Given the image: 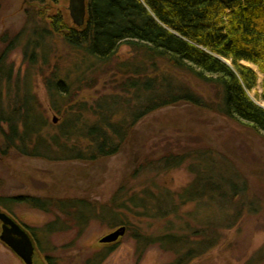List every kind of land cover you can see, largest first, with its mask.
Masks as SVG:
<instances>
[{
	"label": "rangeland",
	"instance_id": "obj_1",
	"mask_svg": "<svg viewBox=\"0 0 264 264\" xmlns=\"http://www.w3.org/2000/svg\"><path fill=\"white\" fill-rule=\"evenodd\" d=\"M62 1L65 19L73 23L69 0ZM31 6L27 0H0V71L11 72L0 83L1 100L10 82L31 92L48 124L62 128L80 114L71 141L90 153L97 149L88 137L91 128L104 125L112 133L113 122L127 133L116 153L94 160L0 155V209L34 239V264H48L47 254L60 264H84L98 249L112 245L99 240L120 226L127 232L102 264H169L188 248L196 251L188 264H264V134L224 113L219 87L129 44L120 45L108 62L86 61L84 52L30 17ZM35 39L42 48L36 49V65L30 67ZM52 72L71 86V95L53 100ZM134 78L142 84L151 81L154 88H125ZM262 79L260 74L249 94L264 105ZM168 91L193 94L200 103L183 100L159 107L129 127L132 113L143 111L140 103ZM20 196L85 200L86 217H76L77 209L44 211L8 199ZM58 217L67 228L46 234L44 227ZM137 234L163 241L142 244ZM0 264L25 263L0 240Z\"/></svg>",
	"mask_w": 264,
	"mask_h": 264
},
{
	"label": "trees",
	"instance_id": "obj_2",
	"mask_svg": "<svg viewBox=\"0 0 264 264\" xmlns=\"http://www.w3.org/2000/svg\"><path fill=\"white\" fill-rule=\"evenodd\" d=\"M27 1L32 5L29 16L41 19L49 28H45L47 32L61 36L80 54L84 52L86 61L92 57L93 61L108 62L120 45L129 44L147 52L150 58H162L172 67L219 87L224 113L264 134V105L255 102L249 94L258 86L261 74L262 92L259 97L264 103V0H87V15L82 26L65 19L62 0ZM35 42L33 55L29 57L30 67L36 65L35 51L42 46L39 40L35 39ZM31 45L28 40L26 49ZM42 56L44 64H47V56ZM246 63L255 65L258 71ZM1 72L0 83L11 76V72ZM45 72L42 74L48 80ZM55 77L53 73L49 81L56 93L53 94V100L71 95V86ZM130 80L125 88L147 91L154 88L151 81L142 84L141 80ZM1 96L0 92V155L3 157L26 156L54 162L94 160L97 156L116 153L127 134L124 127L113 122L112 133L104 125L91 128L88 137L97 149L90 153L88 149L84 151L78 148L79 142L71 141L78 131L80 114L61 128L48 124L34 107L31 92L23 91L19 85L13 86L9 82L5 100H1ZM7 99L9 104L6 107ZM183 100L197 105L200 103L199 98L193 94L187 93L182 97L168 91L160 98L151 97L145 103H140L143 111L132 113L129 127L132 128L153 110ZM56 106L58 112L62 113V107ZM70 110L74 111L73 108ZM116 110V103L113 102L112 116ZM3 124L7 125L6 130ZM86 152L88 155H84ZM166 160L171 161L170 158ZM8 199L11 203H32L44 211L52 207L61 210L63 207L77 209L76 217L79 219L86 217L81 206H88L85 200L28 196ZM28 228L36 237L33 227ZM66 228L58 217L43 230L46 234H52ZM141 237L137 234L136 239L142 241V244L163 241L162 237ZM165 239H170V236ZM117 243L98 249L84 264H102L115 250ZM195 252V249L188 248L186 253L177 256L169 264H188ZM45 258L48 264H60L51 255L47 254Z\"/></svg>",
	"mask_w": 264,
	"mask_h": 264
},
{
	"label": "water",
	"instance_id": "obj_3",
	"mask_svg": "<svg viewBox=\"0 0 264 264\" xmlns=\"http://www.w3.org/2000/svg\"><path fill=\"white\" fill-rule=\"evenodd\" d=\"M69 11L73 22L77 26L84 25L87 15V0H69ZM53 120L56 122L57 118L54 117ZM0 224V240L21 258L25 264H34L36 245L29 231L1 209ZM126 232L127 227L120 226L104 235L99 242L104 244L116 243L125 236Z\"/></svg>",
	"mask_w": 264,
	"mask_h": 264
},
{
	"label": "flooded vegetation",
	"instance_id": "obj_4",
	"mask_svg": "<svg viewBox=\"0 0 264 264\" xmlns=\"http://www.w3.org/2000/svg\"><path fill=\"white\" fill-rule=\"evenodd\" d=\"M1 228V227H0Z\"/></svg>",
	"mask_w": 264,
	"mask_h": 264
}]
</instances>
